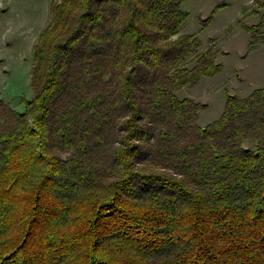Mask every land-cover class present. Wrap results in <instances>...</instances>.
<instances>
[{"label":"trees","instance_id":"16d2710c","mask_svg":"<svg viewBox=\"0 0 264 264\" xmlns=\"http://www.w3.org/2000/svg\"><path fill=\"white\" fill-rule=\"evenodd\" d=\"M183 2H52L33 98H0V264H264V86L199 124L178 91L222 64Z\"/></svg>","mask_w":264,"mask_h":264},{"label":"rangeland","instance_id":"374dc122","mask_svg":"<svg viewBox=\"0 0 264 264\" xmlns=\"http://www.w3.org/2000/svg\"><path fill=\"white\" fill-rule=\"evenodd\" d=\"M53 1L0 0V98L20 111L25 110V100L34 95V45L51 20ZM182 7L188 15L180 33L198 36L199 50L210 38L215 40L217 60L222 64L214 76L202 77L197 85L178 91L180 97L207 104L198 120L204 126L221 115L227 93L246 96L264 86V36L249 47L250 33L242 23L256 24L261 14L251 13V0H184ZM210 16L204 25L203 20ZM246 146L252 145L246 142Z\"/></svg>","mask_w":264,"mask_h":264}]
</instances>
